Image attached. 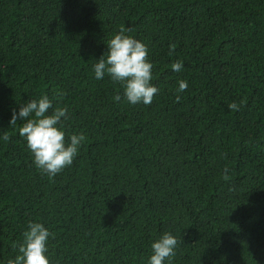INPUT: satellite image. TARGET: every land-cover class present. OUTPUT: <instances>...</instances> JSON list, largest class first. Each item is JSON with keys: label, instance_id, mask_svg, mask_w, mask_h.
Instances as JSON below:
<instances>
[{"label": "trees", "instance_id": "1", "mask_svg": "<svg viewBox=\"0 0 264 264\" xmlns=\"http://www.w3.org/2000/svg\"><path fill=\"white\" fill-rule=\"evenodd\" d=\"M121 28L148 48L150 105L95 78ZM41 95L68 109L66 139L84 136L55 176L9 124ZM4 135L0 264L29 221L54 234L50 264H147L166 231L171 264H264V0H0Z\"/></svg>", "mask_w": 264, "mask_h": 264}, {"label": "clouds", "instance_id": "2", "mask_svg": "<svg viewBox=\"0 0 264 264\" xmlns=\"http://www.w3.org/2000/svg\"><path fill=\"white\" fill-rule=\"evenodd\" d=\"M129 29L121 28L107 41V51L95 59L93 72L97 80L107 75L111 81L120 84L123 97L131 105H150L159 89L152 83L153 63L148 59V48L139 39L127 34ZM175 72L183 68L182 61L171 65ZM188 87L186 80L178 81L177 93H183ZM120 95L114 100L119 101ZM177 95L176 100L179 101ZM236 109L233 103L229 106ZM51 110V111H50ZM68 119V109L53 108L52 100L47 95L24 102L19 110H13L10 125L23 121L19 135L25 140L32 155L34 166L42 172L55 176L65 167L72 165L84 140L82 134L73 133L66 139L64 121ZM0 139L7 141L4 135ZM228 169H224L223 179L228 180ZM54 234L42 222L29 221L19 243L18 255L9 264H50L48 241ZM178 240L169 231L152 241L151 255L147 264H171ZM15 246V245H14Z\"/></svg>", "mask_w": 264, "mask_h": 264}]
</instances>
